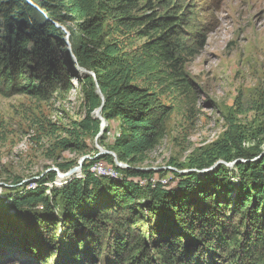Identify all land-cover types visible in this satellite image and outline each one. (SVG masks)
I'll return each mask as SVG.
<instances>
[{
  "label": "trees",
  "instance_id": "trees-1",
  "mask_svg": "<svg viewBox=\"0 0 264 264\" xmlns=\"http://www.w3.org/2000/svg\"><path fill=\"white\" fill-rule=\"evenodd\" d=\"M27 1L36 9L24 0L1 3L0 94L65 99L75 78L84 113L60 146L82 151L83 138L99 131L97 83L104 97L102 116L119 122L107 149L128 167H117L104 154L83 162L82 176L60 186H48L56 179L53 170L32 180L34 187L22 183L21 190L0 196V207L15 210L0 215V264H53L56 255L57 264H97V259L106 264H264V153L258 144L252 145L253 153L244 150L247 137L237 125L214 143L206 161L190 162L196 168L233 162L231 179L217 178L229 174V167L217 163L214 180L208 176L206 184L193 189L191 180H199L193 172L176 188L165 189L149 180L154 171L135 169L165 135L172 107L159 97L190 92L184 66L206 41L201 29L189 32L195 27L194 9L182 11L177 0ZM51 22L67 28L75 60L67 57L63 34ZM256 104L264 111V94ZM98 160L114 173L106 190L111 199L94 197L102 181L89 166ZM75 165L58 163L56 169L65 172ZM145 195L150 199L142 204ZM60 200L64 212L33 215L32 222L46 228L42 238L17 215L33 205L52 210Z\"/></svg>",
  "mask_w": 264,
  "mask_h": 264
},
{
  "label": "rangeland",
  "instance_id": "rangeland-1",
  "mask_svg": "<svg viewBox=\"0 0 264 264\" xmlns=\"http://www.w3.org/2000/svg\"><path fill=\"white\" fill-rule=\"evenodd\" d=\"M3 1L0 0V9ZM177 1L182 3V11L194 9L196 15L192 25L195 27L189 32L194 35L201 29L206 41L184 66L191 82L190 92L159 97L160 103L172 107L164 121L165 135L153 149L143 154L142 163L137 167H165L149 177L151 183L160 182L165 189L176 188L194 172L199 179L191 180L194 189L206 184L208 176L215 179L216 165L196 168L190 166V162L206 161L214 143L233 125L245 132L244 150L253 153L250 149L256 144L264 150V111L255 108L258 106L256 101L264 94V0ZM64 51L72 58L66 47ZM70 81L74 88L65 99L43 100L27 94H0L1 197L14 194L26 184L34 187L32 180L47 178L51 171L57 170L58 163L78 162L83 156L87 157L83 162L94 159L99 150L96 144L104 149L112 144L119 125L116 119L107 121L101 138L85 136L82 141L86 148L82 151L60 146L63 138H70L67 130L84 113L81 83L75 78ZM99 164L104 165L105 170L93 172L102 181L101 186L94 188V197L110 198L106 190L109 189L108 178L114 177L113 171L105 160L96 161L89 169ZM226 166L229 174L217 176L219 180L231 179L233 167ZM82 174L81 170L73 175L81 177ZM17 180L20 183H15ZM65 180L56 176L48 186H60ZM143 180L133 178L141 183ZM192 190H186V193L190 196ZM141 199L144 204L150 196ZM63 203L60 200L52 210H45L42 205L22 207L17 215L23 222L31 224L29 228L34 234L40 232L42 238L46 228L44 224L32 222L34 213H62ZM11 212L15 213V210ZM11 212L0 207V215L8 216ZM139 226L146 235V222L141 220ZM57 257L52 259L53 264H57ZM95 261L107 263L102 259Z\"/></svg>",
  "mask_w": 264,
  "mask_h": 264
},
{
  "label": "water",
  "instance_id": "water-1",
  "mask_svg": "<svg viewBox=\"0 0 264 264\" xmlns=\"http://www.w3.org/2000/svg\"><path fill=\"white\" fill-rule=\"evenodd\" d=\"M24 2H25L26 4H28V5H30L32 8L36 9V8H35L33 5H31L27 0H24ZM51 23H52V25H53L54 27H57V28L62 32V34H63V35H62V39H63V41H64L65 47H66V49L68 50L70 56L73 58V60H75L73 54H72L71 51H70L69 42L67 41V34H68V33H67V30H66V29L64 28V26L61 25V24H58V23H56V22H51ZM79 70H80L81 73H85V74H88V75H91V76L94 77V73H93L92 71H88V70H85V69L80 68V67H79ZM72 82H74V81H72ZM95 91H96V93L99 95V97H100V99H101V104H100V106H98V107L94 110V117L97 118V119L100 121L99 131H98V133H97L96 136H95V138L97 139V138H101V137L103 136V132L106 130V124H107V121H106V119H105V118L102 116V114H101V110H102L103 103H104V97H103V94L101 93L100 88L98 87L97 83H95ZM96 147H97L99 150H98V152L95 154V157H94V158H96V157H98V156H100V155L109 154V155H111V156L113 157V162H114V164H115L117 167H121V168H122V167H128L126 163H123V162H121V161H119V160L117 159V156H116V154H115L114 151L109 150V149H104V148H102L101 146H99V145H97V144H96ZM263 153H264V150H262L261 154H263ZM85 158H87V157H86V156L81 157V158L78 160L76 166L71 167L70 169H68V170L65 171V172H60V171L56 170V172H57V174H56L57 178H59V179H67V178L70 179V178H72V177H77V176H74L73 174H74V173H77V174H78V172L81 171L82 162H83V160H84ZM217 163H225L226 165H229V166H231V165L233 164V162H224V161H222V160H218V161H216V162L213 164V166L216 165ZM163 168H165V167H152V166H151V167H144V168H138V167H135V169L140 170V171H150V170H152V171H158V170H162ZM171 169H173V168H171Z\"/></svg>",
  "mask_w": 264,
  "mask_h": 264
},
{
  "label": "built area",
  "instance_id": "built-area-1",
  "mask_svg": "<svg viewBox=\"0 0 264 264\" xmlns=\"http://www.w3.org/2000/svg\"><path fill=\"white\" fill-rule=\"evenodd\" d=\"M91 170H105V168H104V165L102 166V164H99V165H97V167L96 168H91ZM113 170V169H112ZM115 172V171H114ZM143 182H144V180H143Z\"/></svg>",
  "mask_w": 264,
  "mask_h": 264
},
{
  "label": "bare ground",
  "instance_id": "bare-ground-1",
  "mask_svg": "<svg viewBox=\"0 0 264 264\" xmlns=\"http://www.w3.org/2000/svg\"><path fill=\"white\" fill-rule=\"evenodd\" d=\"M75 67H76L77 70H79V67H78L77 65H76ZM79 71H80V70H79ZM90 171H91V172H95V170H90ZM110 171H111V170H110ZM113 175H114V173H113Z\"/></svg>",
  "mask_w": 264,
  "mask_h": 264
}]
</instances>
